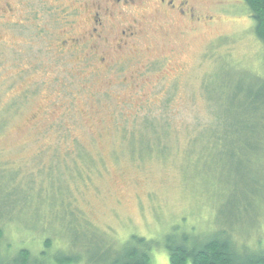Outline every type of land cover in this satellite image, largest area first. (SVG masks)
Returning <instances> with one entry per match:
<instances>
[{"label": "rangeland", "instance_id": "rangeland-1", "mask_svg": "<svg viewBox=\"0 0 264 264\" xmlns=\"http://www.w3.org/2000/svg\"><path fill=\"white\" fill-rule=\"evenodd\" d=\"M94 2L78 22L72 0H0V258L93 264L172 231L264 246V46L244 0L120 7L98 46ZM147 117L173 125L161 154L151 130L125 136Z\"/></svg>", "mask_w": 264, "mask_h": 264}, {"label": "trees", "instance_id": "trees-1", "mask_svg": "<svg viewBox=\"0 0 264 264\" xmlns=\"http://www.w3.org/2000/svg\"><path fill=\"white\" fill-rule=\"evenodd\" d=\"M244 2L255 22L254 33L264 46V0H244ZM172 126L167 117L162 119L147 117L133 130L126 127L124 133L125 136L133 137V132L138 129L151 130L157 135L158 145L156 146L161 154L166 150L164 139L169 136L168 130ZM0 127H2L1 124ZM163 131H165V137L161 140L158 134ZM1 235L0 231V237ZM161 245L168 253L170 264H264V246L239 250L231 236L214 235L198 240L189 233L176 231L166 234L162 240L147 239L144 236L132 234L114 250L113 256L105 252L93 264H152V252ZM17 257L13 262L0 258V264H26L28 251L20 250ZM78 261L68 258L63 261V264H73Z\"/></svg>", "mask_w": 264, "mask_h": 264}, {"label": "flooded vegetation", "instance_id": "flooded-vegetation-1", "mask_svg": "<svg viewBox=\"0 0 264 264\" xmlns=\"http://www.w3.org/2000/svg\"><path fill=\"white\" fill-rule=\"evenodd\" d=\"M103 3H98L97 0H95L94 5L96 6L95 11L92 13V21L94 26L92 27L91 31L88 32L90 38L93 42L97 43V46L99 44V41L101 39V34L98 32L99 26L103 24V18L101 17V14L104 15H112L115 9H118L120 7H134L137 5H142L147 11H164L168 13H177L182 16H190L193 17L194 15V8L190 4V0H101ZM72 14L75 15L77 18L76 21L79 22V20L82 19V16L85 14V0H72ZM76 4V5H75ZM113 6V8H111ZM63 13V12H62ZM69 15L68 13H66ZM62 16V15H61ZM74 22H69L68 26ZM127 30H122V34L125 36ZM69 33V32H68ZM87 33V32H86ZM74 35V34H73ZM98 35V36H97ZM83 35L78 34V36L71 37L70 39L64 41V43L71 42L73 43L72 48L80 49L82 47V38ZM124 43H127L123 40V38L120 39L121 46L124 45Z\"/></svg>", "mask_w": 264, "mask_h": 264}]
</instances>
